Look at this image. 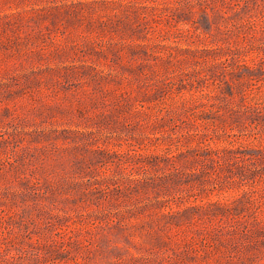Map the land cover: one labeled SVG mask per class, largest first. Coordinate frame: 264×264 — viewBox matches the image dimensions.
<instances>
[{"label": "rangeland", "instance_id": "374dc122", "mask_svg": "<svg viewBox=\"0 0 264 264\" xmlns=\"http://www.w3.org/2000/svg\"><path fill=\"white\" fill-rule=\"evenodd\" d=\"M0 264H264V0H0Z\"/></svg>", "mask_w": 264, "mask_h": 264}]
</instances>
